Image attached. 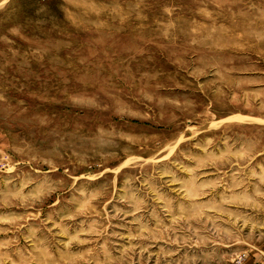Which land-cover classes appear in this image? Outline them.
I'll use <instances>...</instances> for the list:
<instances>
[{"label":"rangeland","instance_id":"obj_1","mask_svg":"<svg viewBox=\"0 0 264 264\" xmlns=\"http://www.w3.org/2000/svg\"><path fill=\"white\" fill-rule=\"evenodd\" d=\"M0 264H264V0H0Z\"/></svg>","mask_w":264,"mask_h":264}]
</instances>
